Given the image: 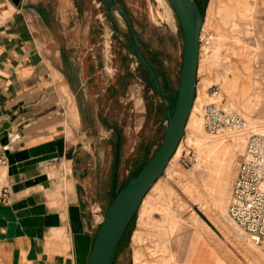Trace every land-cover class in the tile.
Listing matches in <instances>:
<instances>
[{"label":"rangeland","instance_id":"374dc122","mask_svg":"<svg viewBox=\"0 0 264 264\" xmlns=\"http://www.w3.org/2000/svg\"><path fill=\"white\" fill-rule=\"evenodd\" d=\"M115 1L130 18L142 55L153 65L172 103L182 52L173 8L167 0ZM203 1L198 0L200 5ZM205 2L204 32L214 41L217 54L210 58L203 54L198 62V97L179 141V154L169 159V168L147 191L114 264H192L186 260L189 245L206 251L201 259L207 264H264V249L228 221L224 211L245 133L204 131L196 110L206 92L219 88L223 104H230L257 132L264 133V94L253 80L254 39L244 31L250 22V1ZM99 16L93 58L84 60L96 73L83 76L82 92L88 98L83 124L76 127L81 133L73 161L78 193L88 211L91 204L100 207V215H85L93 224L92 239L111 198L156 150L165 129V101L143 75L123 14L111 10ZM79 96L77 92L81 100ZM207 252L214 258L207 257Z\"/></svg>","mask_w":264,"mask_h":264},{"label":"crops","instance_id":"0c3cea01","mask_svg":"<svg viewBox=\"0 0 264 264\" xmlns=\"http://www.w3.org/2000/svg\"><path fill=\"white\" fill-rule=\"evenodd\" d=\"M249 1L250 22L244 31L254 39L253 80L264 94V0ZM110 11L104 0H0V139L9 152L64 140V154L56 162L14 174L9 165L0 167V187L10 189L7 205L30 198L28 207L35 214L58 216V225L44 226L41 237L8 236L5 228L0 264H78L70 206H78L91 247L93 224L85 215H100V207L91 204L88 211L78 193L73 161L88 98L82 92L83 76L96 73L84 60L93 58L99 15ZM36 177L38 182L24 185ZM14 184H19L17 191L12 190ZM31 246L35 256H29Z\"/></svg>","mask_w":264,"mask_h":264},{"label":"water","instance_id":"95a60500","mask_svg":"<svg viewBox=\"0 0 264 264\" xmlns=\"http://www.w3.org/2000/svg\"><path fill=\"white\" fill-rule=\"evenodd\" d=\"M12 1L16 4L19 2V0ZM104 1L109 10L123 14L131 30L135 54L142 62L157 95L165 101L163 105L165 129L162 140L151 157L143 164L139 172L127 181L107 206L92 239L91 247L90 235L84 234L78 206L69 207L70 227L74 233L78 264H113L119 243L133 215L139 209L151 185L163 172L181 140L194 97L198 63V34L203 21L195 0H167L177 16L182 35L177 88L172 109H170L168 93L160 88L152 67L142 55L138 35L127 13L116 4L115 0ZM6 154L10 173L25 172L40 165L58 161L64 154V140L59 138L27 151L9 152L7 150ZM17 162H21L20 165H17ZM39 179L36 177L27 180L24 185L36 183ZM18 189L19 184L12 185L13 191ZM31 204L30 198H24L10 205H0V227L7 229L8 236L25 233L30 237H41L44 226L58 225L57 215H37L35 209L28 207ZM29 256H35L33 246H31Z\"/></svg>","mask_w":264,"mask_h":264},{"label":"built area","instance_id":"2783aa9c","mask_svg":"<svg viewBox=\"0 0 264 264\" xmlns=\"http://www.w3.org/2000/svg\"><path fill=\"white\" fill-rule=\"evenodd\" d=\"M201 43H209V35L202 29V24L198 34V51ZM196 92L195 84L192 103ZM209 93L213 99L199 105L202 128L209 133L219 130L245 133L229 185L225 217L254 244L264 249V133L257 132L242 114L224 105L217 88H211ZM6 151L7 147L0 139V167L9 165ZM9 194V186L0 187V205L8 204ZM5 231L4 227H0V240Z\"/></svg>","mask_w":264,"mask_h":264},{"label":"bare ground","instance_id":"6f19581e","mask_svg":"<svg viewBox=\"0 0 264 264\" xmlns=\"http://www.w3.org/2000/svg\"><path fill=\"white\" fill-rule=\"evenodd\" d=\"M203 22H204V19H203V21H202V29L205 28V22H204V24H203ZM213 43H214V41H212V38H211V36L209 35V43H208V44H202V43L200 44L199 51H198V62H199V60L201 61V59L203 58V54H207V57H208V58H210V57H214V56L217 54L216 49H215ZM197 71H198V63H197ZM196 85H197V82H196ZM218 95L221 96V97H224V96H223V93L221 92V90H220L219 88H218ZM197 97H198V87H197L196 96H195L194 101H193V103H192V105H191V107H190V110H189V112H188V116H187L186 123H185V129H186L187 120H188V118H189V115L191 114V111L195 110V103H196ZM212 99H213V95L210 94L209 92H206V93H205V96L203 97V100H202L201 102H198V103H197L196 110L199 112V105H201L202 103H205V102L211 101ZM222 101H223V100H222ZM229 107L232 108V106H231L230 104H229ZM252 127H254V126L252 125ZM204 131H205V130H204ZM240 132H243V131H228V130H224L222 133H224V134H227V133L235 134V133H240ZM212 134H213V133H212ZM243 142H244V141H243ZM179 143H180V142H179ZM179 143H178V145H177V147H176L174 153L172 154L171 158L173 157V155H175V157L178 156V154H179V148H180V144H179ZM171 158H170V160H171ZM173 158H174V157H173ZM170 160H169V161H170ZM171 161H172V160H171ZM171 161H170V163H171ZM168 163H169V162H168ZM170 163H169L168 165H170ZM168 165H166L165 169H167ZM2 168H3V167H2ZM168 168H169V167H168ZM165 169H164V171H165ZM157 180H158V179H157ZM157 180H156V181H157ZM156 181H155V182H156ZM155 182H154V183H155ZM154 183H153V184H154ZM153 184H152V185H153ZM152 185H151V187H152ZM149 190H150V189H149ZM146 194H147V193H146ZM146 194H145V196H146ZM145 196H144V197H145ZM144 197H143V199H144ZM143 199H142V201H143ZM192 234H193V233H192ZM205 252H206V251H204V250L197 249V248H193L191 245H189V246L187 247V258H186V260H187L188 263L191 262L192 264H207L206 261L204 262V260L201 259ZM208 254L211 255L209 252H207V257H213L212 255H211V256H208ZM213 258H214V257H213ZM138 259H139V258H138ZM137 261H138V260H137ZM182 263H183V262H182ZM135 264H136V263H135Z\"/></svg>","mask_w":264,"mask_h":264},{"label":"trees","instance_id":"16d2710c","mask_svg":"<svg viewBox=\"0 0 264 264\" xmlns=\"http://www.w3.org/2000/svg\"><path fill=\"white\" fill-rule=\"evenodd\" d=\"M196 1V4H197V6H198V9H199V11H200V13H201V15H202V17H203V7H204V5H205V1L206 0H204L203 1V3H202V5H200V3L198 2V0H195ZM116 2V1H115ZM131 37H132V34H131ZM133 40V39H132ZM133 45H134V41H133ZM135 51V50H134ZM147 61H148V63L150 64V66L152 67V70L154 71V73H155V76H156V78H157V74H156V71H155V69H154V67H153V65L151 64V62L149 61V59H147L146 57H144ZM140 64L142 65V62L140 61ZM142 71H143V75H144V77L146 78V80H147V82H148V85L151 87V89L153 90V92L154 93H156V91L154 90V88H153V85H152V83H151V81H150V79H149V76L147 75V72H146V70H145V68H144V66L142 65ZM157 80H158V78H157ZM158 82H159V80H158ZM159 86H160V88L162 89V90H164V88H163V86L161 85V83H159ZM175 94H176V91H175ZM174 98H175V95H174ZM174 98H173V101H172V103H170L169 104V106H170V109H172V105H173V102H174ZM162 112H163V116H164V110H163V106H162ZM153 154V153H152ZM151 154V155H152ZM151 155L141 164V166L139 167V168H137V169H135L131 174H130V176L123 182V184L118 188V190L115 192V194L113 195V197L111 198V201H112V199L116 196V194L124 187V185L127 183V181L131 178V177H133L134 175H136L138 172H139V170L142 168V166H143V164L151 157ZM110 201V202H111ZM110 204V203H109ZM108 204V205H109ZM135 215H136V213L133 215V217H132V219H131V221H130V223H129V225H128V227H127V229H126V231H125V233H124V235H123V237H122V239H121V241H120V243H119V246H118V249H117V252H116V255H117V253H118V251H119V247H120V245H121V243H122V240H123V238H124V236H125V234L128 232V230H129V227H130V224L132 223V221H133V219H134V217H135ZM99 227V226H98ZM116 255H115V258H116ZM115 258H114V261H113V264H114V262H115Z\"/></svg>","mask_w":264,"mask_h":264}]
</instances>
